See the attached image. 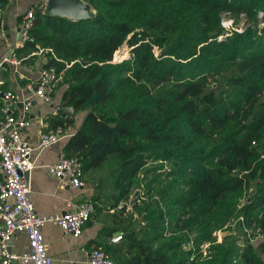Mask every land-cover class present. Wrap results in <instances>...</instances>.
Here are the masks:
<instances>
[{
	"label": "trees",
	"instance_id": "1",
	"mask_svg": "<svg viewBox=\"0 0 264 264\" xmlns=\"http://www.w3.org/2000/svg\"><path fill=\"white\" fill-rule=\"evenodd\" d=\"M82 1L85 20L35 10L25 48L62 74L60 107L78 120L50 125L76 126L64 154L100 174L95 212L141 186L145 200L112 216L121 248L103 250L116 264H264V241L243 232L264 233V0ZM227 14L246 29L225 31Z\"/></svg>",
	"mask_w": 264,
	"mask_h": 264
},
{
	"label": "built area",
	"instance_id": "2",
	"mask_svg": "<svg viewBox=\"0 0 264 264\" xmlns=\"http://www.w3.org/2000/svg\"><path fill=\"white\" fill-rule=\"evenodd\" d=\"M47 0H43L38 5L31 7L21 19L18 32V45L24 47L32 39L29 31L33 27L35 10L41 14L46 13ZM4 7L0 2V22L3 18ZM240 18L244 14L239 15ZM262 14H259V18ZM223 18H221V26ZM239 32V31H238ZM242 32V31H241ZM1 37V35H0ZM38 53H44L39 49ZM14 63L15 59L12 58ZM61 75L54 67H41L37 78L33 82L25 85L24 91L29 93L28 97L20 101L12 91L2 92L0 104V264H53L42 233V228L47 224H53L60 228L65 234L73 238H78L83 227L91 220L95 214V205L92 200H85L76 205L67 204L70 210L50 216H40L36 213L30 196L27 174L32 169L31 156L32 147L23 137V130L29 125L27 115L32 107V101L38 100L44 104L52 103L56 88L61 81ZM18 104L21 105L19 115H15L13 109ZM56 112L64 117V109L56 106ZM75 122L78 116H73ZM75 126V125H74ZM74 126L68 128L56 127L49 129L44 125L41 132L37 149L44 150L58 142L69 139L76 131ZM48 172L58 181L62 187H70L78 190L84 187V174L82 165L77 158L67 157L60 154L58 160L48 166ZM141 195V194H140ZM136 198L131 195L127 200L121 201L117 207L108 210L110 214L124 212L129 215L133 210V202L139 203L145 200L143 197ZM242 218L234 222H241ZM231 222L229 227L234 225ZM245 239L249 243L264 241V233L258 229L244 228ZM16 233H24L28 243V252L17 255L9 251V245ZM216 242L222 240V230L214 232ZM121 241V236L117 235L111 240L112 243ZM207 244L201 246L205 251ZM205 254V253H204ZM88 264H116L111 255L102 248H93L87 253Z\"/></svg>",
	"mask_w": 264,
	"mask_h": 264
},
{
	"label": "crops",
	"instance_id": "3",
	"mask_svg": "<svg viewBox=\"0 0 264 264\" xmlns=\"http://www.w3.org/2000/svg\"><path fill=\"white\" fill-rule=\"evenodd\" d=\"M42 1L0 0L4 7L3 18L0 22V104L2 92L6 91L15 93L20 101L27 98L29 93L24 91L25 85L36 80L39 69L46 63L44 53L26 51L25 46L21 48L18 45V32L22 17L27 10ZM12 58L15 59L14 63L11 62ZM62 92L63 89L56 90L50 104L33 100L27 115L29 125L22 132L23 137L33 149L32 169L27 174V179L31 200L36 213L40 216L63 213L70 210L67 204L76 205L79 202L91 200L93 197V191L88 182H85L86 175H84V187L73 190L70 187H62L47 170L48 166L58 160L60 154H64L68 139L44 150L37 149L44 125L47 124L49 129H53L50 125L51 121L60 117L55 108L60 107ZM20 108L21 105L18 104L16 109H13L15 115H19ZM93 216L83 227L78 238L65 235L59 227L53 224H47L42 228L44 242L53 264H88L87 253L93 248L107 249L110 252L121 248L122 240L118 243L111 242L113 237L122 235L119 227L114 224L107 228L102 218H93ZM9 251L17 255L28 252V243L24 233H16L13 236Z\"/></svg>",
	"mask_w": 264,
	"mask_h": 264
},
{
	"label": "rangeland",
	"instance_id": "4",
	"mask_svg": "<svg viewBox=\"0 0 264 264\" xmlns=\"http://www.w3.org/2000/svg\"><path fill=\"white\" fill-rule=\"evenodd\" d=\"M93 14H94V12H92L90 14V16H92ZM222 18L224 20V21H222V23L223 22L225 23V25H223V26H225L226 27V30H228L229 32L230 31H233V30L234 31L241 32V31H244L246 29V27H247L246 22H245L246 19L244 17L243 18H240V17L239 18H236L235 16H232L231 14H227V15H224ZM122 48L125 50L124 52L127 53L126 57L128 58L129 57V50H128L127 46H126V43L123 44V46L120 49H122ZM154 52L156 54H158V51L154 50ZM127 58H125V59H127ZM113 59H114V57H113ZM125 59H122V60L117 61V62L115 61V63L121 62V61H123ZM230 75H231V72L228 73L227 75H224L221 78L220 82L223 83L224 80L226 79V77H228ZM160 165L161 164L159 162H150L145 169L146 170H148V169H158V167ZM155 173H158V172H155ZM142 174H144V173H142ZM99 178H100V174L99 173L88 174V175L85 176V182H88L91 190L93 191V196L97 194L96 193L97 192L96 189L99 186L98 185ZM141 178H142V176H141ZM94 183H97V186L96 187L94 186ZM144 183H146L145 180H144ZM136 187L137 188L132 193V195H133L134 198H136L137 193H138V190L141 189V186H139V185H136ZM107 193H108V191L106 189H103L100 194H102L103 196H106ZM97 206H98V209H100V210H96L95 215L93 216V218H102L103 223H104V225H106L107 228L113 226L114 225L113 218H112L111 215H109V214L106 213L107 211L105 210L104 205H98L97 204ZM230 229L232 231H234V233L236 234V236H238V237L241 238V240L239 241V245H242L244 243V238H243V235H242L243 233L237 227V224L235 222H234V225H232L230 227Z\"/></svg>",
	"mask_w": 264,
	"mask_h": 264
},
{
	"label": "water",
	"instance_id": "5",
	"mask_svg": "<svg viewBox=\"0 0 264 264\" xmlns=\"http://www.w3.org/2000/svg\"><path fill=\"white\" fill-rule=\"evenodd\" d=\"M91 8L82 0H47L46 14L71 20H85L92 16L87 13ZM64 113L75 116L72 109H64ZM97 186V183H94ZM99 198V197H98Z\"/></svg>",
	"mask_w": 264,
	"mask_h": 264
},
{
	"label": "bare ground",
	"instance_id": "6",
	"mask_svg": "<svg viewBox=\"0 0 264 264\" xmlns=\"http://www.w3.org/2000/svg\"><path fill=\"white\" fill-rule=\"evenodd\" d=\"M92 12H94V11L91 9V10H89L87 13H89V15H90ZM223 23H224V22H223Z\"/></svg>",
	"mask_w": 264,
	"mask_h": 264
}]
</instances>
